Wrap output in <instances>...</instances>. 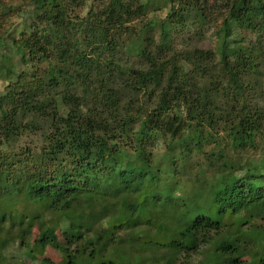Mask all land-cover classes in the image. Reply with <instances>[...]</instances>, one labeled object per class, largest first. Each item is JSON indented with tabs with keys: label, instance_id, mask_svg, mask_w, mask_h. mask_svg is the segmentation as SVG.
I'll list each match as a JSON object with an SVG mask.
<instances>
[{
	"label": "trees",
	"instance_id": "1",
	"mask_svg": "<svg viewBox=\"0 0 264 264\" xmlns=\"http://www.w3.org/2000/svg\"><path fill=\"white\" fill-rule=\"evenodd\" d=\"M172 1L157 25L150 1L92 0L81 15L88 0H30L31 21L6 34L22 67L0 60L13 76L0 94L1 244L37 226L33 248L63 257L43 264H264V171L234 157L264 140V0ZM134 18L131 49L146 67L121 57L115 35ZM189 26H214V47L179 52ZM30 134L39 147L16 146ZM203 144L216 172L174 197Z\"/></svg>",
	"mask_w": 264,
	"mask_h": 264
},
{
	"label": "rangeland",
	"instance_id": "2",
	"mask_svg": "<svg viewBox=\"0 0 264 264\" xmlns=\"http://www.w3.org/2000/svg\"><path fill=\"white\" fill-rule=\"evenodd\" d=\"M103 1V0H98ZM142 3L150 1V5L148 7V11L146 14V19H151L158 23L171 11L172 5L175 3V5L178 4L175 1L172 0H138ZM3 3L6 5V8L0 9V60L3 59V61L6 63V66L13 67L15 70L21 69L20 64V55L21 53L15 49L14 46L11 45V42L6 39V34L9 32H13L16 36H18L19 32L22 30V28L25 27L26 24H28L31 19L32 15L30 13V8H32L30 4V0H3ZM29 3V5H28ZM92 3V0H88V5H86L83 9V11L79 12L81 15L85 14L87 9L90 7ZM27 4V5H26ZM96 2L94 1V5ZM29 7V8H28ZM155 7V8H154ZM3 11V12H2ZM220 21V20H219ZM138 19L134 18L133 20L129 21L126 26H124L122 29L117 31L115 35L119 37L121 40V57L129 60L131 63H135L136 65H140L143 67H146L147 63L144 59L136 56L134 52L131 49V46L133 42H135L138 39V35L141 33L139 30V26L137 25ZM157 25L154 26V29L150 30L148 32V35L152 37V42L150 45V49L154 50L156 44L158 43V34L159 30L157 29ZM214 26L208 27L205 26L204 29L197 28V31L194 27L189 26V28L184 30V33L177 34L174 38L175 42V48L178 49L179 52L186 50V49H192L193 47L197 48H203V49H211L215 45L216 35H213ZM48 29L53 31V28L48 27ZM6 33H5V32ZM70 34L72 36V39L75 41V43L79 44L78 34L76 33V27L74 24H70ZM263 36V45H264V31L261 33ZM244 36H246L247 40L254 41L257 33H249L244 32ZM182 40L185 41L184 45L181 42ZM187 40V41H186ZM261 68V79H263L262 86L264 87V56L263 60L260 64ZM13 76H7L6 72L3 71L0 76V94L3 92L5 84L7 81L12 80ZM79 93H81V88L78 90ZM88 100V98H87ZM221 135H223V141L224 135L223 132H220ZM257 147L256 148H249L244 150H238V155L235 153L234 157L238 156V161L240 163H243L246 161V159H254V165L260 168L262 171H264V140L261 139L260 136L257 137ZM21 145H29L32 147H39L41 145V140L38 135L30 134L28 136H23L20 138V140L16 143V146ZM201 146V148H194L192 147L190 149V152L188 153V159L185 161L190 164H188V167L182 172V174L179 176V182H172V184H178L175 188H173L171 194H173L174 197H177L182 188L187 185L189 182L188 179L193 180H209V178L214 175L216 172V166H213L212 164L216 162V159L212 158L210 156V148L211 146L205 145ZM155 152L158 154L162 152L163 145L159 141L155 144ZM211 157V158H210ZM198 169H201L200 174L193 173L197 171ZM185 173V174H184ZM168 181V180H167ZM166 181V182H167ZM173 181V180H172ZM181 189V190H180ZM164 190L161 193V197H165ZM220 200H222L220 198ZM65 206H68L70 204L69 197H65L64 200ZM152 215H155L157 217H166L168 219H171V216L166 214L163 209L160 207H152L151 209ZM49 219V217L47 218ZM257 224H260L257 222ZM40 226V225H38ZM37 227V226H35ZM33 227L31 233L30 232H19L14 231L12 235H10L8 238L3 239L5 241L4 244L0 243V264H43V258L50 256V254L57 255L62 260V255L58 251H55L52 247L47 246L45 249L40 248L36 249L33 248V238L38 233V229ZM264 227V225H263ZM234 229V228H233ZM21 233V234H20ZM56 233L59 235L60 231L56 228ZM22 242V244H20ZM28 244L31 246L29 247ZM255 247V246H254ZM257 247V246H256ZM252 251L247 254L245 257H239L242 262H245V260L249 257L248 255H251V253L255 250L250 247ZM250 249V250H251ZM158 256H162V254L157 253ZM159 259V258H157ZM181 258L179 257V260H177L176 264H179V261ZM183 260V259H182ZM154 263H159L158 260H156Z\"/></svg>",
	"mask_w": 264,
	"mask_h": 264
}]
</instances>
